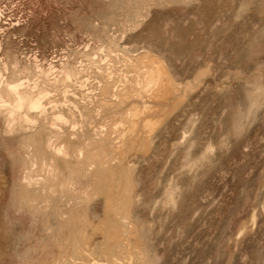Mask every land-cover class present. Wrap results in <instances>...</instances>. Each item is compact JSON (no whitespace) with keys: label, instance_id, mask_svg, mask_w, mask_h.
Segmentation results:
<instances>
[{"label":"rangeland","instance_id":"1","mask_svg":"<svg viewBox=\"0 0 264 264\" xmlns=\"http://www.w3.org/2000/svg\"><path fill=\"white\" fill-rule=\"evenodd\" d=\"M0 92V264H264V0H0Z\"/></svg>","mask_w":264,"mask_h":264},{"label":"bare ground","instance_id":"2","mask_svg":"<svg viewBox=\"0 0 264 264\" xmlns=\"http://www.w3.org/2000/svg\"><path fill=\"white\" fill-rule=\"evenodd\" d=\"M14 83V82H13ZM9 90L15 95V107L20 108L25 104L30 103L32 107H37L39 105V102L37 100L30 99L26 93L19 90V87L17 84L8 83ZM0 92V96H1Z\"/></svg>","mask_w":264,"mask_h":264}]
</instances>
